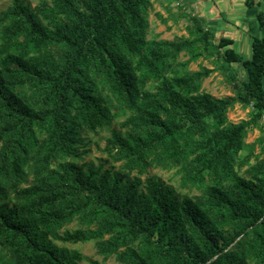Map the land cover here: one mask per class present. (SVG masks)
<instances>
[{
  "label": "trees",
  "instance_id": "obj_1",
  "mask_svg": "<svg viewBox=\"0 0 264 264\" xmlns=\"http://www.w3.org/2000/svg\"><path fill=\"white\" fill-rule=\"evenodd\" d=\"M151 6L13 0L0 11V264L83 261L55 240L94 243L103 259L90 264H264V132L256 163L238 170L264 110V35L250 59L231 38L215 45L197 17L188 37L147 42ZM216 51L245 72L228 74L233 96L202 91L214 70H186ZM235 105L254 112L232 123ZM104 129L118 170L83 162V131ZM158 167L201 195L179 199L150 177Z\"/></svg>",
  "mask_w": 264,
  "mask_h": 264
},
{
  "label": "rangeland",
  "instance_id": "obj_2",
  "mask_svg": "<svg viewBox=\"0 0 264 264\" xmlns=\"http://www.w3.org/2000/svg\"><path fill=\"white\" fill-rule=\"evenodd\" d=\"M13 0H0V11L11 5ZM42 0H23L31 8L36 7ZM152 6L148 9L146 19L148 28L146 31L147 42L173 41L180 37L189 36V28H192L191 17L199 18L207 31L212 36V41L216 45L221 38H231L235 41V49L243 56H247L249 35L259 34L258 14L264 16V0H151ZM237 18H242L236 20ZM251 27L253 30H251ZM246 50V51H245ZM224 50L220 51L223 53ZM189 60V55L181 53L178 58L176 69L178 72L184 71L181 64ZM214 70L210 77L202 83V91L211 94L216 98L233 96L231 86L228 82V74L232 73L240 80L246 77L244 70L239 65L227 67L216 51L210 59L200 57L191 62L186 67L187 71H198L201 68ZM264 83V82H263ZM252 106L243 109L240 105L229 111L228 119L232 123H239L247 120L253 113ZM126 116L115 119L112 127L119 128ZM264 132L258 125L256 129L249 131L245 143L251 146L253 154L244 152L240 155V160L244 159V167L238 166L240 174L256 163V155L260 153L256 140ZM110 136V129H104L99 134L83 131V146L81 150L85 152L83 162L90 163L95 167L103 165L104 169H119V164L114 163L105 152V145ZM150 177L161 181L172 187L179 199L183 197L195 198L201 195V191L196 187H185L182 183V174L176 167H158L150 170ZM79 227L74 221L66 229L73 231ZM240 239L237 238L236 241ZM235 241V242H236ZM59 247L78 251L83 261L80 264H90L91 260L102 261V257L96 252L94 243L67 244L61 241H54ZM106 264H117L114 257H110Z\"/></svg>",
  "mask_w": 264,
  "mask_h": 264
},
{
  "label": "crops",
  "instance_id": "obj_3",
  "mask_svg": "<svg viewBox=\"0 0 264 264\" xmlns=\"http://www.w3.org/2000/svg\"><path fill=\"white\" fill-rule=\"evenodd\" d=\"M234 18L236 19V20H240L241 21V19L242 18H237V16L236 15H234ZM258 29H259V34H258V36H256V35H251V33H250V35H249V42H248V47H247V56H243V53H241V52H239V51H237L236 49H235V47H234V49L236 50V52H238V53H240L245 59H250V57H251V55H252V50H251V43H252V38H254V37H256V38H262L263 37V35H264V27L263 28H261L260 27V25H259V23H258ZM251 30H253L252 29V27H251ZM235 42V41H234ZM234 46H235V43H234ZM245 50V51H246Z\"/></svg>",
  "mask_w": 264,
  "mask_h": 264
},
{
  "label": "built area",
  "instance_id": "obj_4",
  "mask_svg": "<svg viewBox=\"0 0 264 264\" xmlns=\"http://www.w3.org/2000/svg\"><path fill=\"white\" fill-rule=\"evenodd\" d=\"M259 126L262 130H264V110L261 112V116L259 119Z\"/></svg>",
  "mask_w": 264,
  "mask_h": 264
}]
</instances>
